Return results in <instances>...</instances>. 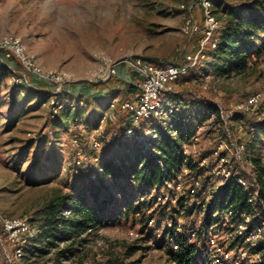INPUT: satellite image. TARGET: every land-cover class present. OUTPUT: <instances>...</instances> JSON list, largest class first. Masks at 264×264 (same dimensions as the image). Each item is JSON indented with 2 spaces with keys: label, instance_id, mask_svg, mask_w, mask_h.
Listing matches in <instances>:
<instances>
[{
  "label": "rangeland",
  "instance_id": "rangeland-1",
  "mask_svg": "<svg viewBox=\"0 0 264 264\" xmlns=\"http://www.w3.org/2000/svg\"><path fill=\"white\" fill-rule=\"evenodd\" d=\"M225 1L239 3L247 0ZM189 19L200 27L202 25L203 31L205 30L206 18L202 0H0V37L18 36L26 44L28 52L43 66L68 71L74 82L64 87L58 100L63 103L64 108V105L71 102L76 104L81 98L83 112L79 121L70 120L68 131L66 128L60 130L59 140L53 142L49 127L50 115L58 114L63 108L56 111L51 101L36 106L38 98L34 92L15 85L10 74L4 75L0 84L1 215L29 217L37 225L44 226L48 205L54 198L90 197L85 180L91 173L96 179L95 173L106 148L100 150L101 147H94V133L87 130L84 120L100 109L109 111L115 99L108 97L106 86H97L107 81L87 80L90 71L98 67L105 57L117 61L140 57L164 65L180 62L187 52L197 49L200 41L204 39L201 38L198 44L191 41L193 34L189 35L185 31ZM217 19L221 29L223 21L218 17ZM211 59L210 56L203 59L200 76L193 81L195 90L218 103L231 117L237 111H244L248 123L264 120V53L248 69L224 75L218 74L212 68ZM10 65L22 69L16 62H11ZM32 79V84L48 91L47 85ZM117 79H121L120 72L111 80L109 87H117ZM67 89L77 95L75 102ZM179 90L178 83L176 91ZM257 93L263 99L257 108L239 109L240 104ZM118 115V110L113 111L110 114L111 120H115ZM216 120L210 117L198 128L199 146L192 152V156L195 159L208 158V173H202L201 184L195 196L190 193L192 177L184 175L180 180L182 190H178L179 197H191L195 203L190 214L180 209L178 203H164L157 214V222L151 225L144 216L134 212L116 223L78 234L73 253L90 264H109L114 259H119L124 264H173L170 260L172 248L160 240L159 234L168 220L182 224L191 221L201 230L222 231L226 247L246 250L249 257L242 264H261L262 253L251 248L258 241L252 246H232L237 229L222 227L208 216L207 209L214 193L225 181L224 177L215 173L219 170L215 151L225 140L222 152L224 151L233 164L232 158L236 154L231 148L232 138L225 137ZM248 129L243 123L237 124L236 140H232L242 147L240 151L244 161L237 163L246 170L251 182L255 171L250 164V158L254 155L264 157V138L255 142H252L253 139L249 141ZM29 143H32L29 156L19 164L16 153L25 149ZM107 143L111 146L109 149L112 155L118 152L117 141H113L111 137ZM41 146L46 149L42 161L46 160L52 147H56L60 167L53 157L46 160V166L40 174H34L30 168ZM196 174L195 171L194 175ZM106 184L111 185V194L116 198L111 205L113 210H119L116 208L118 206L125 210L127 204L132 202L131 198L139 192L138 187L125 180L113 183L108 178ZM161 210L164 211L163 216L160 214ZM255 217H262V221L264 220V215L259 210ZM132 232L137 235L132 236ZM229 235L232 236L228 239ZM261 239L264 240V233ZM205 241L206 238L200 236L194 243L205 256V264H209L203 244ZM98 243H102V246ZM131 246L139 249L134 254H129ZM57 251L53 255L42 257L36 264H46L49 258L54 259V264H57ZM2 260L3 257L0 256V263Z\"/></svg>",
  "mask_w": 264,
  "mask_h": 264
},
{
  "label": "trees",
  "instance_id": "trees-1",
  "mask_svg": "<svg viewBox=\"0 0 264 264\" xmlns=\"http://www.w3.org/2000/svg\"><path fill=\"white\" fill-rule=\"evenodd\" d=\"M212 2L213 12L223 21V25L213 35V40L218 41L217 47L213 48L211 44H208L205 48V57L210 56L212 58L211 66L220 75L248 69L264 53V0H247L239 3H228L225 0H213ZM204 37L205 34L201 25L199 33H194L191 41L198 44L199 40ZM196 50H193V52H196ZM15 62L21 67L18 61ZM153 63L159 66L164 65L156 62ZM184 63L185 57L180 62H177V64ZM202 63L203 59H201L197 66L188 69L186 74L180 76L178 81L180 84L179 92H166L162 95L180 104V110L173 114L169 121L155 118L144 123L141 131L146 127L152 126L159 133V137L152 142V148L155 152L154 157L144 155L141 145H132L125 138V133L132 125V122L130 115L122 110L121 104L135 99L141 93V80L136 78L135 82H127L123 79H117L119 85L111 88L109 84L115 78L113 77L106 83H99L97 85L108 88V97L120 96L119 104L115 109L118 110L119 115L115 120H111V116H109L106 120V125L98 134L102 143L100 150L105 148L106 150L103 152L98 169L96 170V179L92 177L93 173H91L87 176V180H85L87 181L85 186L88 188V192H90V197L58 196L48 205V216L41 237L51 238L52 241H49L50 245H56V240H62L64 236L66 238L73 235L76 237L83 231L116 223L123 220L124 216H129L134 212L135 214L144 216L147 223L152 218L157 222L156 217L161 206L164 203L170 202H160L157 204L158 194L165 180L173 176L175 169L181 168L184 158V142L196 134L198 128L211 117V114L218 111V106L214 102L202 96L194 88L193 81L199 78ZM8 74H10L9 67L0 66V84L4 75ZM21 87L35 93L36 98H38L36 106H39L41 103H48L52 95L50 91L40 89L34 84ZM66 91L74 97L73 101L75 102L77 95L68 89ZM81 101V98H79L76 104L71 102L68 105H64V108L58 114L50 115L49 127L53 142L59 140L60 130L66 128V131H68L67 128L70 126V120L74 122L79 121L83 114L82 107L80 106ZM216 122L223 129L225 137L228 138L229 135L221 121L217 119ZM239 123H243L249 128V141L253 139L252 142H255L264 138V120L248 123L244 111H237L229 121L230 137L233 140H236L235 131ZM84 124L90 132L98 128L101 124L98 111L92 113L90 118L85 119ZM111 137L113 141H117L119 149L114 155L111 154V150L109 149L111 146L107 143L108 140H111ZM237 143L239 142L237 141ZM31 144L29 143L25 149L16 153V159L19 164L29 156L28 151L32 146ZM120 149L122 150L121 152ZM45 152V147L41 146L38 154L34 157V162L30 168L34 174H40L46 166V160L49 161L53 157L56 158L55 162L60 167V157L56 147L53 146L46 160L42 161ZM250 160L253 163L255 177L260 186L259 198L264 200V157L254 155ZM160 161L163 166L160 165ZM232 161L235 164L234 171L237 172L238 176L249 182L250 177L246 170L239 167L235 158H232ZM188 165L194 168L192 162L189 161ZM165 170H167V173L164 172ZM198 173L201 174L200 171ZM108 178H111L113 183H120L125 180L138 187L139 192L137 196L131 198V201L134 203L127 204L125 210L119 206L116 207L119 210L111 209V205L116 201V198L111 194V185L106 184V179ZM142 197L146 198L142 200ZM190 198L179 197L177 202L179 208H182L186 214H190L195 208V203ZM67 208H71L72 210V215L68 217L63 215V211ZM227 208L232 209L234 212L230 228L235 227L237 229L236 226L239 223H244L247 217H252V223L249 224L246 232L254 228V221H262V217H255L258 210L264 215L260 204L253 205L248 200V191L236 178L228 180L214 193L212 202L207 209L208 216L211 217L212 221L215 220L218 223V218H215L213 213L218 209ZM161 211L162 213L160 214L163 216L164 211ZM147 212L149 213L147 214ZM170 233L171 229L165 226L160 240L172 248L170 260L173 264H205V256L199 250L200 247L194 242L188 243L186 233L181 234L178 238L181 246L175 253L172 242L167 239ZM246 236L247 234L240 235L237 233L232 241V246H245L247 244L252 246L253 244L246 240ZM253 246L255 247L251 248L255 252L262 253V260L264 261V240H258V243ZM138 249L139 247L137 246H131L128 253L134 254ZM0 256L3 257L1 249ZM0 264L8 263L3 258ZM109 264L124 263L119 259H114L110 260Z\"/></svg>",
  "mask_w": 264,
  "mask_h": 264
},
{
  "label": "built area",
  "instance_id": "built-area-1",
  "mask_svg": "<svg viewBox=\"0 0 264 264\" xmlns=\"http://www.w3.org/2000/svg\"><path fill=\"white\" fill-rule=\"evenodd\" d=\"M213 0H202L205 10V37L196 52H187L185 54V63H169L163 66L156 65L143 58H126L123 60H114L108 57L103 58L102 63L91 70L87 80L90 82H106L119 74L121 65H125L132 70L141 80V93L133 100L125 101L121 104L124 112L130 115L132 125L125 133L126 140L134 145L142 146V152L146 156H155L152 148V142L159 137V133L152 128L146 127L143 131L145 122L152 119H160L169 121L171 116L177 113L181 106L171 98L165 96L163 93H175L180 76L187 73L188 69L197 66L201 59L205 58V48L211 44L213 48L218 45L217 40H213V35L220 28V23L213 12ZM187 34L191 35L200 31L198 26L192 19L187 21L185 26ZM18 61L22 69L13 68L11 62ZM0 66H7L10 69L11 81L17 86H30L33 82L32 78L47 85L46 90L52 93L51 105L58 108H63V103L58 100V96L64 91V87L74 82L72 75L65 70H53L43 66L34 55H31L22 38L15 35H7L0 37ZM260 93L251 95L245 102L238 107L240 110L255 109L262 101ZM119 99H113L109 111H107L101 119V124L98 128L93 129L94 147L99 149L102 146L101 140L98 137L100 130L105 126L107 118L115 111ZM218 111L211 114L212 118L219 119L230 137L229 121L231 119L230 113L223 109L218 103ZM231 138V137H230ZM199 131L193 135L188 141L183 144V163L180 169H175L173 176L167 178L162 185V189L157 197V204L160 202H174L177 203L180 192L182 190V183L180 180L184 175L192 177V184L190 193L195 196L198 186L201 184L200 178L202 173H208L207 162L208 158L203 157L195 159L192 152L199 146ZM231 148L234 150L236 162L243 163L244 159L241 155L240 145L233 143L231 139ZM225 140L222 141L218 150L215 151L219 170L215 173L224 177L225 184L228 180L236 178L248 191V200L253 204H260L264 212V200L259 198L260 186L255 177V172L252 174V181L247 182L238 176L234 171V164L226 156L222 148H224ZM192 162L194 168H191L188 163ZM252 167L253 163L250 160ZM160 165H162L160 161ZM196 171V175L194 172ZM200 171L201 174L198 172ZM167 173V170L164 171ZM177 188V191H176ZM179 190V191H178ZM218 191V189L216 190ZM215 191V192H216ZM154 193V192H153ZM146 198V197H145ZM144 197L141 199L144 200ZM72 214L71 208L63 211V215L68 217ZM215 218H218V224L222 227H229L231 219L234 216L232 209H218L213 213ZM155 219L149 220V224L153 225ZM252 223V217H247L246 222L239 223L237 231L240 235L247 234L246 240L252 244L260 240L264 233V220L254 221V228L248 232V226ZM165 226L171 229V233L167 239L172 242L173 251L176 253L181 246L178 238L181 234L186 233L188 236V243H193L199 237H205L206 241L203 243L208 254L209 264H242L244 260L248 259V252L244 249H234L226 247L223 243L222 231L218 230H201L191 221L185 224L168 220ZM44 226L37 225L29 217H6L0 214V249L3 258L8 264H36L42 257L53 255L57 250L59 257L57 264H90L88 261L80 260L75 253H73V245L77 239L74 235L72 237H63L62 240H56V245H50L51 238H43L41 234ZM93 231V229H89ZM162 233L159 235L161 236ZM136 236L135 232L131 233ZM232 235L228 236V239ZM102 246V243H98ZM260 257V255L258 254ZM260 263L264 264L262 257ZM46 264H54V259L49 258Z\"/></svg>",
  "mask_w": 264,
  "mask_h": 264
},
{
  "label": "crops",
  "instance_id": "crops-1",
  "mask_svg": "<svg viewBox=\"0 0 264 264\" xmlns=\"http://www.w3.org/2000/svg\"><path fill=\"white\" fill-rule=\"evenodd\" d=\"M120 72V78L127 81V82H135L136 78H138V76L136 75V73H134L132 70L130 72V69L128 67H120L119 69ZM120 96H115L114 98H119ZM97 110V108H96ZM107 111H104V109H100V111H98V115L100 117V119H102V117L104 116V114Z\"/></svg>",
  "mask_w": 264,
  "mask_h": 264
}]
</instances>
